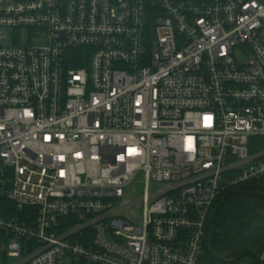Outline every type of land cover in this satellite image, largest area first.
Listing matches in <instances>:
<instances>
[{"label":"built area","instance_id":"1","mask_svg":"<svg viewBox=\"0 0 264 264\" xmlns=\"http://www.w3.org/2000/svg\"><path fill=\"white\" fill-rule=\"evenodd\" d=\"M254 181L264 0H0V264H206Z\"/></svg>","mask_w":264,"mask_h":264},{"label":"trees","instance_id":"2","mask_svg":"<svg viewBox=\"0 0 264 264\" xmlns=\"http://www.w3.org/2000/svg\"><path fill=\"white\" fill-rule=\"evenodd\" d=\"M264 183L247 182L222 193L205 227L206 264H264Z\"/></svg>","mask_w":264,"mask_h":264},{"label":"rangeland","instance_id":"3","mask_svg":"<svg viewBox=\"0 0 264 264\" xmlns=\"http://www.w3.org/2000/svg\"><path fill=\"white\" fill-rule=\"evenodd\" d=\"M138 191L141 192L142 191L141 188H138ZM14 262H15V259H13V258H11V259L8 260V264H12ZM67 263L70 264L69 261Z\"/></svg>","mask_w":264,"mask_h":264},{"label":"water","instance_id":"4","mask_svg":"<svg viewBox=\"0 0 264 264\" xmlns=\"http://www.w3.org/2000/svg\"><path fill=\"white\" fill-rule=\"evenodd\" d=\"M264 258V257H263Z\"/></svg>","mask_w":264,"mask_h":264}]
</instances>
